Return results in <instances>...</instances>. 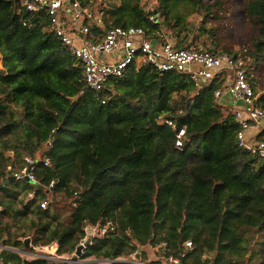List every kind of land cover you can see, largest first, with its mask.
<instances>
[{
    "label": "trees",
    "instance_id": "16d2710c",
    "mask_svg": "<svg viewBox=\"0 0 264 264\" xmlns=\"http://www.w3.org/2000/svg\"><path fill=\"white\" fill-rule=\"evenodd\" d=\"M78 1L103 17L104 29L142 28L150 41L172 40L175 49L192 48L190 36L198 32L195 39H211L203 49L223 53L205 25L220 18V0ZM144 2L151 3L148 10ZM180 7L201 22L185 19ZM244 9L259 27L242 52L253 84L251 75L264 61V0H246ZM0 56V191L9 200L0 214H10L12 201L22 195L17 215L33 217L35 245L52 243L57 255L74 253L85 226L112 224L114 231L93 238L81 259L128 258L142 248L141 261L169 264L167 258L180 257L190 241L193 250L182 264H246L249 241L264 234V161L238 146L234 112L215 97L227 73L198 88L186 73H162L145 64L94 92L83 81L80 61L52 31L47 12L31 14L20 0H0ZM257 104L264 108V91ZM161 120L185 128L182 148ZM256 138L264 140V129ZM24 156L39 160L37 185L11 178ZM53 180L46 210L27 200L31 191L48 198L40 186ZM5 233L0 230V239ZM156 246L158 259L147 261L144 248ZM262 257L264 264V251ZM23 261L0 252L2 264ZM26 264L70 263L37 258Z\"/></svg>",
    "mask_w": 264,
    "mask_h": 264
},
{
    "label": "built area",
    "instance_id": "2783aa9c",
    "mask_svg": "<svg viewBox=\"0 0 264 264\" xmlns=\"http://www.w3.org/2000/svg\"><path fill=\"white\" fill-rule=\"evenodd\" d=\"M20 3L31 14L42 10L47 12L52 31L68 51L80 61L83 81L86 87L94 92H100L111 78L124 77L130 69H139L145 64L162 73H186L198 88H201V82L209 81L223 72L227 73V84L215 92V97L221 100L228 96L240 103L241 106L233 110L235 122L239 125L236 135L238 146L253 158L264 161V140L256 138V133L264 125V108L257 104L255 89L248 81L245 72L242 52L229 55L226 53L214 54L203 48L175 49L170 42L161 44L150 41L142 28L111 27L104 29L103 17L98 14L93 15L88 8H83L78 0H20ZM148 9L149 7L146 8V10ZM85 20L87 23H84ZM149 20L153 24L157 22L154 16H151ZM65 21H69L72 25L74 22L78 23L74 35H71V28ZM92 27L99 28L104 32L100 36L93 34ZM251 77L255 79L254 76L251 75ZM262 90L264 91V83ZM160 122L167 124L176 132L175 147L182 148L185 128L176 129L175 124L170 120H161ZM249 132L252 135H249ZM49 146L51 147V145ZM23 159L21 168L11 173L12 180L19 183L26 182L30 185L39 184L36 177L38 158L24 156ZM43 165L51 167L48 159L43 161ZM8 170L12 169L8 167ZM55 184L56 182L53 180L46 186H40L48 198L40 200L31 191L26 195L27 200H35L40 210H46ZM114 229L112 224L85 226L83 228L84 238L80 242L83 249L79 257L59 259L55 248L53 250L55 252L43 259L48 261L56 258L59 259L57 261L70 264H83L84 260L81 259V256L86 248L84 243L87 240L91 243V240L96 237L108 236ZM184 247L185 251L181 253L180 257L167 258L169 264H182L181 261L187 253L193 250V244L187 241L184 243ZM109 262L144 264L135 258L130 262H125L123 258H116Z\"/></svg>",
    "mask_w": 264,
    "mask_h": 264
},
{
    "label": "rangeland",
    "instance_id": "374dc122",
    "mask_svg": "<svg viewBox=\"0 0 264 264\" xmlns=\"http://www.w3.org/2000/svg\"><path fill=\"white\" fill-rule=\"evenodd\" d=\"M220 2L223 4V9L218 13V17L220 18L209 20L205 24L208 29L214 30V40H216L218 44V49H220V51H222L223 53H238L243 52L244 49H250L252 40H254L259 34V27L250 22L245 15L244 6L246 0H220ZM144 4V7L151 6V3L144 2ZM179 11L188 21H194L195 24L201 22V16L192 13L190 14L183 7H180ZM197 35L198 32H194L191 34L190 39H194L190 43V46L192 48H207L210 45L211 39L207 36H202L198 39H195ZM169 42L173 44L172 40H170ZM255 77L257 78L258 85L261 86L264 83V61L261 63V66L256 70ZM248 134L252 135L251 132H249ZM52 196L53 194L50 195V197ZM22 199L23 196L20 195L18 199L12 201L9 211L10 214L4 216L0 214V230H2L3 228L6 229V233L4 234V236H6L7 240L11 242H13L14 240L21 241V239L24 238V240H26L29 239L28 237H31V239L33 240V236L35 233V229L31 225V221L34 220L33 217L31 215L27 217L17 215V212L22 208L20 203ZM8 202L9 200L4 197V194H2L0 196V206L2 207V209L5 205L8 204ZM263 239L264 234L259 235L258 240L255 242L249 241V251L246 255L248 259L246 260V264H262V255L264 251ZM53 245L54 244L52 243L46 245H35L34 240L33 242H30L29 239L27 248L24 249L22 247H18V250L15 251V253L18 254L23 260L30 261L37 258L48 257L50 253L55 252L53 251L55 250V246ZM79 245L80 243L78 244V246ZM0 246H3V243L1 241ZM145 249L147 250L145 254L147 261H149L150 259H158V246L145 247ZM147 254L149 255L150 259ZM134 255L128 258H123V260H125V262L133 261ZM75 256L76 255L74 252L58 255L57 257H59V259H64L72 258ZM206 257H208V255H205L204 258ZM59 259L54 258L48 261L55 262ZM87 260L91 261V263L88 264H108V261L106 260H97L94 258L85 259V261ZM140 262L147 264L146 262L141 260Z\"/></svg>",
    "mask_w": 264,
    "mask_h": 264
},
{
    "label": "crops",
    "instance_id": "0c3cea01",
    "mask_svg": "<svg viewBox=\"0 0 264 264\" xmlns=\"http://www.w3.org/2000/svg\"><path fill=\"white\" fill-rule=\"evenodd\" d=\"M144 4V3H143ZM145 8H147V7H145ZM66 22V24L71 28V35H74L75 34V28H76V25H78V23H73V25L68 21H65ZM74 28V29H73ZM73 29V30H72ZM0 72H4V70H3V65H2V61H1V56H0ZM254 77H255V74H254ZM256 78V77H255ZM253 87H254V89H255V93H256V96H258V94L259 93H261V92H263V90H262V85L261 86H259L258 85V83H257V78L254 80V82H253ZM220 102L223 104V105H225L226 107H228L229 109H231L232 111L234 110V109H236V108H238V107H240L241 105H240V103L239 102H237L235 99H233L232 97H228V96H226V97H223L221 100H220ZM261 129H260V131H262L263 129H264V125H262L261 127H260ZM260 131H258V133L260 132ZM258 133H256V136H257V134ZM19 183V182H18ZM3 193L0 191V196L2 195ZM20 196V195H19ZM18 196V197H19ZM18 197H17V199H18ZM20 216V215H19ZM23 217V216H22ZM29 239H30V242L32 241L33 242V240L31 239V237H28ZM25 239V238H24ZM24 239H21V241L19 240V242H21V245L20 246H16V247H14L13 246V243L15 242V240L13 241V242H11V241H8L7 240V238H6V236H4V237H2L1 239H0V241L3 243V246H0V252L1 251H9V252H13V253H15V251H17L18 249V247H22V248H24V249H26L27 247H25L24 246V243H23V241H24ZM53 246H55V248L57 247V245H53ZM3 249V250H2ZM144 250H145V252H147V250L144 248ZM141 251H142V248H141ZM147 256L149 257V255L147 254ZM149 259H150V257H149ZM27 261H29V260H27ZM88 263H91V261L90 260H87V261H85L84 260V263L83 264H88ZM0 264H2V263H0Z\"/></svg>",
    "mask_w": 264,
    "mask_h": 264
},
{
    "label": "water",
    "instance_id": "95a60500",
    "mask_svg": "<svg viewBox=\"0 0 264 264\" xmlns=\"http://www.w3.org/2000/svg\"><path fill=\"white\" fill-rule=\"evenodd\" d=\"M28 242H29V239H26L24 240V246L27 247L28 245ZM87 245H89V240H87L85 243H84V246L87 247ZM83 249V245H79L77 248H76V251H75V255L76 257H79V255L81 254V251ZM141 252V248H139L136 252V254L134 255V258L136 260H140V257H139V253ZM28 261L27 260H24L23 263L26 264Z\"/></svg>",
    "mask_w": 264,
    "mask_h": 264
}]
</instances>
